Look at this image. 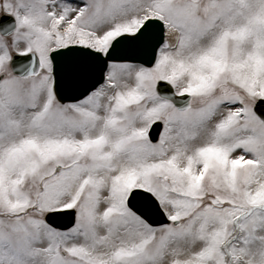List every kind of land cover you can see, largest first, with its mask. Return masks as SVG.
<instances>
[{
    "label": "snow or ice",
    "instance_id": "6c2138e0",
    "mask_svg": "<svg viewBox=\"0 0 264 264\" xmlns=\"http://www.w3.org/2000/svg\"><path fill=\"white\" fill-rule=\"evenodd\" d=\"M0 264H264V0H0Z\"/></svg>",
    "mask_w": 264,
    "mask_h": 264
}]
</instances>
